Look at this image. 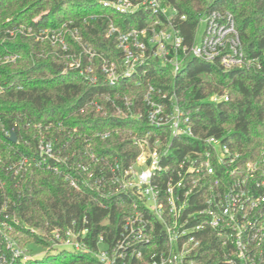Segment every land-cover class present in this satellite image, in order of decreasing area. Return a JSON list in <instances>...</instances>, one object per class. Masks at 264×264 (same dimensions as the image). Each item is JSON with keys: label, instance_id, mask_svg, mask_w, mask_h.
Here are the masks:
<instances>
[{"label": "trees", "instance_id": "16d2710c", "mask_svg": "<svg viewBox=\"0 0 264 264\" xmlns=\"http://www.w3.org/2000/svg\"><path fill=\"white\" fill-rule=\"evenodd\" d=\"M103 1L116 0H0V204L7 205L13 234L21 246L31 252L48 248L44 257L12 264H87L93 259L79 251L54 248L50 234L57 226L88 228L87 238L103 234L107 241L116 236L121 222L132 210L126 194H107L94 198L93 190H76L42 168L31 167L13 175L7 166L21 156H36L40 139L49 140L54 152L66 161L73 154L85 162L83 149L101 157L99 167L107 162L131 163L138 153L135 137L150 130L143 117L119 116L105 97L122 105L132 102V110H144V85L134 78H123L109 85L95 67L96 80L91 82L77 70L63 71L68 63L64 52L48 41L19 32V27L55 28L65 22L77 26L82 41L109 59L118 60L115 39L105 36L109 22L125 31L151 24L155 19L142 7L120 14L104 9ZM139 3L142 0H129ZM175 9L173 21L187 41L197 19L204 11H229L234 17L243 52L258 57L261 69L234 67L225 69L218 60L211 62L188 58L174 73L169 65L151 61L145 80L164 91L175 90L188 110L196 137L216 136L240 153L242 162L254 160L264 152V0H166ZM90 13H98L95 19ZM184 16V19H180ZM69 51L77 50L68 37ZM17 54L14 60L7 57ZM97 63V62H95ZM212 94L226 95L227 100L210 102ZM96 101L102 110L91 104ZM77 129V133L73 132ZM113 130L106 139L92 135L95 130ZM13 132L15 141L6 134ZM85 135L87 140L82 138ZM193 140V139H192ZM175 139L173 154L182 155L195 142ZM191 142V143H190ZM223 247L208 232L194 256L196 264H223Z\"/></svg>", "mask_w": 264, "mask_h": 264}, {"label": "built area", "instance_id": "2783aa9c", "mask_svg": "<svg viewBox=\"0 0 264 264\" xmlns=\"http://www.w3.org/2000/svg\"><path fill=\"white\" fill-rule=\"evenodd\" d=\"M166 0L103 1L104 9L120 14L134 12L139 7L149 10L155 19L151 24L121 30L109 22L105 36L115 39L119 59L113 60L90 48L82 41L77 26L65 22L58 27L32 31L19 27V32L58 46L66 59L63 71L77 70L94 82L95 67L109 85L123 78H134L135 85H144V110H132V102L123 98L122 105L105 97L119 116L143 117L150 127L143 136L135 137L138 153L129 164L113 161L99 167L101 157L85 144V162L73 154L66 161L54 152L52 143L40 139L36 156H21L7 166L13 175L31 167L42 168L76 190H93L94 198L121 192L131 201L132 210L121 222L113 240L103 234L94 240L87 238L88 228L57 226L50 234V245L83 252L93 259L87 264H196L194 256L202 239L213 233L223 247V264H264V152L254 160H240V153L219 137H196L188 110L181 104L175 90L164 91L145 80L147 65L156 61L169 65L174 73L188 58L211 62L218 60L225 69L244 67L261 69L259 58L244 54L234 17L229 11L209 10L199 15L189 41L176 27L175 9ZM101 16L90 13V20ZM180 19H184L181 16ZM201 24V36L197 37ZM70 38L77 46L69 51ZM264 56V51H262ZM17 54L7 59L14 60ZM97 62V63H95ZM227 100V96L212 94L210 102ZM96 110L102 106L91 101ZM77 133V129L73 128ZM116 129L95 130L92 135L106 139ZM9 136L10 134L6 132ZM86 141L85 135H82ZM195 142L177 156L175 139ZM191 143V142H190ZM100 191V192H99ZM107 197L106 195H103ZM7 205L0 204V264L25 262L37 255L21 246L13 234L15 221H7Z\"/></svg>", "mask_w": 264, "mask_h": 264}, {"label": "rangeland", "instance_id": "374dc122", "mask_svg": "<svg viewBox=\"0 0 264 264\" xmlns=\"http://www.w3.org/2000/svg\"><path fill=\"white\" fill-rule=\"evenodd\" d=\"M203 27H204V25L201 24V26H200V28H199V31H198V34H197L198 39H199V37H200L201 34H202ZM64 249L70 251V249H68V248H64ZM47 251H48V248H39V247H38V249H35L34 251H32V254L37 255V258H41V257H44V256H45V254L47 253Z\"/></svg>", "mask_w": 264, "mask_h": 264}, {"label": "water", "instance_id": "95a60500", "mask_svg": "<svg viewBox=\"0 0 264 264\" xmlns=\"http://www.w3.org/2000/svg\"><path fill=\"white\" fill-rule=\"evenodd\" d=\"M9 140L12 141V142L15 141V134L13 132L10 133Z\"/></svg>", "mask_w": 264, "mask_h": 264}]
</instances>
